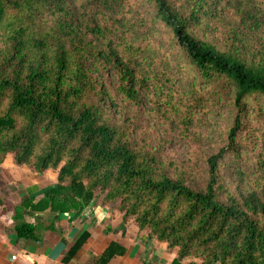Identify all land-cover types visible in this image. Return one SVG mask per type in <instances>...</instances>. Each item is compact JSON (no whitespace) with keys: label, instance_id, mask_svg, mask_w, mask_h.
I'll return each instance as SVG.
<instances>
[{"label":"trees","instance_id":"trees-1","mask_svg":"<svg viewBox=\"0 0 264 264\" xmlns=\"http://www.w3.org/2000/svg\"><path fill=\"white\" fill-rule=\"evenodd\" d=\"M220 1L228 19L216 11L219 0H147L152 16L137 13L145 30L173 34L177 52L165 56L161 84L147 77L133 0H0V163L10 155L33 173L56 171L40 200L53 212L78 215L97 197L116 203L120 226L130 219L145 240L164 244L170 264H264V37L256 35H264V0ZM204 20L223 49L191 34ZM181 79L188 97L174 94ZM144 96L154 98L164 128H186L207 107L220 115L228 100L234 117L211 153L164 159L155 141L135 136L136 112L126 115ZM14 231L37 239L22 221ZM123 253L110 242L96 264Z\"/></svg>","mask_w":264,"mask_h":264},{"label":"crops","instance_id":"crops-1","mask_svg":"<svg viewBox=\"0 0 264 264\" xmlns=\"http://www.w3.org/2000/svg\"><path fill=\"white\" fill-rule=\"evenodd\" d=\"M55 183L56 171L36 174L13 165L10 155L4 156L0 163V264H96L110 242L122 247L124 253L106 264H170L173 252L153 239L145 240V233L137 232L130 219L120 226L121 214L98 200L78 215L51 211L40 200ZM18 221L33 226L37 239H18L14 231ZM82 233L87 238L64 262Z\"/></svg>","mask_w":264,"mask_h":264},{"label":"rangeland","instance_id":"rangeland-1","mask_svg":"<svg viewBox=\"0 0 264 264\" xmlns=\"http://www.w3.org/2000/svg\"><path fill=\"white\" fill-rule=\"evenodd\" d=\"M219 2L220 5L217 7L216 11L220 14L221 10H223L222 12L224 13L225 19H228L230 17V12L224 7L223 1L219 0ZM129 5L133 10H130L131 12L129 13L131 23H133L134 27L138 29L137 34L139 35L136 38H141V40L144 41L143 44L145 47L142 49L141 57L147 63L145 68L148 71L147 77L150 73H152L159 77L160 83L162 84L163 80L167 76V72H169L165 66H161L162 63L165 62V56H169L170 60H172L171 55L177 52V47L171 43L173 41V34L169 31H164V33L162 31L164 35H161L158 33V29L155 27V25L152 27L151 31L145 30L142 23L143 21L141 22V19L138 17L137 13L143 12L148 15V13L151 11L150 17L152 16V7H150L147 0H133V3ZM207 25L208 23H206L205 20L201 21V24L193 29L191 34L198 39L210 43L211 45L215 46L216 49H223L220 41L216 38L217 36H214L216 38L215 40L212 38L213 36L211 34H208ZM256 35L260 39H262L261 37H264L263 33L259 34V31H257ZM164 46L165 49L170 47V50L164 51ZM175 66L176 71H181L184 69V66L181 68L176 64V61ZM111 83H114V79L111 80ZM157 83L159 82L157 81ZM174 88L177 89V93H174L175 95L179 93H185V97H188L192 92L191 87L186 85L184 79L179 80V83L175 84ZM154 95L157 96V92H155ZM140 101L142 102L137 111H135L132 106L126 108V115L129 116V113L134 114L135 112L137 114L134 121L135 136L137 138H148L152 144L154 143L153 141H155L156 143H154V146L158 145L160 155L164 159L179 162L188 159L190 152L193 150H199L206 154L211 153L213 147L216 145L212 144L211 141H218V137H222L224 135L225 130L231 126L235 112L232 102L228 100L224 105L223 111L220 115H215L210 107H207L203 111V114L199 120L196 119V116H192L191 123H188L186 128H182L183 126L177 128L178 124L175 122V126L170 125L167 128H164L161 126L164 124L158 120V111L154 110L153 108L154 98L144 96ZM260 105L262 116L258 120L264 129V100L262 98H260ZM255 107L256 105L253 102H248L247 110L250 111L249 114L252 117L253 122ZM182 129L184 132H181ZM261 134L262 139L260 142L264 151V132ZM244 152L247 153L246 151ZM243 159L246 163L245 169L249 170L248 168H250L252 163H254L252 156H250L249 153L243 154ZM242 184L247 185V178L243 179ZM95 200L99 201V198L97 197ZM108 206H110L111 209L116 210L117 204L112 203ZM189 261L191 260L187 258L183 260L185 263Z\"/></svg>","mask_w":264,"mask_h":264},{"label":"built area","instance_id":"built-area-1","mask_svg":"<svg viewBox=\"0 0 264 264\" xmlns=\"http://www.w3.org/2000/svg\"><path fill=\"white\" fill-rule=\"evenodd\" d=\"M13 258V257H12Z\"/></svg>","mask_w":264,"mask_h":264}]
</instances>
